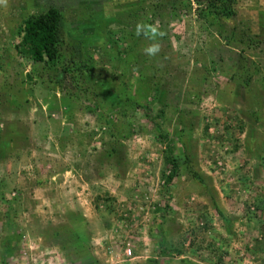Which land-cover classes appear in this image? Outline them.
<instances>
[{
    "label": "rangeland",
    "instance_id": "rangeland-1",
    "mask_svg": "<svg viewBox=\"0 0 264 264\" xmlns=\"http://www.w3.org/2000/svg\"><path fill=\"white\" fill-rule=\"evenodd\" d=\"M197 1L0 0V257L7 250V264H55L53 250L68 264L40 232L65 224L69 212L90 223L97 264H140L142 251L151 253L150 264L155 251L190 264H264V205L255 208L264 199L263 45L247 50L239 39L220 42L218 28L198 18ZM236 4V17L218 25L257 32L264 0ZM49 6L63 13L69 75L16 51L24 20ZM147 19L162 33L156 56L144 53L153 41L135 31ZM111 32L114 40H129L137 63L124 67L112 46L100 49ZM143 58L152 65L147 73L161 68L164 98L149 113L162 132L140 111L138 134L115 146L126 163L121 172L100 158L114 141L100 104H109L104 88L112 89L111 81L140 75ZM245 61L246 76L252 75L247 86ZM71 98L78 105L68 114L62 104ZM168 142L175 155L189 156L188 167L204 181L181 168L166 184ZM119 172L127 173L122 179ZM44 177L46 190L39 188ZM17 238L18 247L9 249L6 243ZM128 249L132 257L125 256Z\"/></svg>",
    "mask_w": 264,
    "mask_h": 264
},
{
    "label": "trees",
    "instance_id": "trees-1",
    "mask_svg": "<svg viewBox=\"0 0 264 264\" xmlns=\"http://www.w3.org/2000/svg\"><path fill=\"white\" fill-rule=\"evenodd\" d=\"M236 1L237 0H199L197 1V16L204 24L218 28L220 38L224 40V42H220L230 45L232 40L239 39V45H246L245 47L247 50H249V48L261 50L260 46L263 45L262 50L264 51V25H262L260 29L258 28L257 32L242 31L241 33L237 32L236 29L230 31L224 29V26L218 25L219 22H230L236 17ZM261 14L264 15V13ZM108 21L110 20L106 22ZM147 23H150L149 19H147ZM105 27H107V24ZM62 29L63 13L58 6H49L44 11L30 16L28 19L24 20L19 28L20 42L16 46L18 55L35 64L46 65L51 69H64L65 75L71 74L72 70L68 68L70 67L68 64L66 65V57L61 51V46L64 42L61 37ZM115 36L114 33H109L106 44L100 47V49L105 53L109 52V48L112 46L114 48L113 52L118 54L116 60L122 62L121 65L124 67H126L128 62L137 63L140 57L138 56V58H135L129 55L132 49L129 40L123 38L114 40ZM90 41L94 44V40L91 39ZM119 43L123 45L121 46ZM126 55L128 56L127 60H122V57ZM143 61L145 69L140 70V75L133 74L129 81H121L115 86L114 82L111 81L113 88H104L107 91L104 92V94L106 98H109V104L104 105L99 103L102 114L100 117H102L101 120L107 128V132L105 127H103V131H105L110 138L114 139L113 142H109L112 146L108 150L102 151L103 153L100 155V158L101 160H112L113 166L116 169H119L122 165H126V163H124V157L120 155L119 150L115 146H121L120 141L122 139H129L138 134L135 122L137 114L140 111L145 113V117L153 121V123H156V130L162 132V126L158 125L149 113L150 108L156 106V103L164 98L163 85L161 84L162 79L158 77L161 68L155 67L157 69L151 73H147L146 71H148L152 65L150 67L147 66L149 61L148 58H143ZM71 63L73 62L71 61ZM249 64L250 63L245 61L240 66V69L245 75L243 78V86H247L252 78V75L246 76V73L249 72ZM247 65L248 68L246 69ZM251 65L255 67L254 62H252ZM245 69L246 71H244ZM62 105L65 106L66 110H69L67 113L70 114L76 108L78 102L71 98V101L64 102ZM113 118H115V122ZM164 118L165 112L161 111L159 120H164ZM164 140L167 141L168 138L164 137ZM168 143L164 153V161L166 165L168 164L171 167V173L166 180V184L170 185L174 179L177 178L181 168L192 171V176L195 180L204 181L198 171L188 167V165H190L189 156H185L184 151H182L180 156L175 155L172 144H170V142ZM120 169L121 172H123L122 168ZM121 172L117 174V177L123 179L127 172L124 174ZM263 205L264 199H259L255 208L259 210ZM68 219L69 220L65 224L44 228L40 232V237L42 239L44 238L47 245L57 249L59 248L62 255L65 253L64 257H66L68 264H97L93 255L94 249L89 241L90 233L87 229L88 221L81 213L75 212H69ZM107 228H110V225L107 226ZM6 244L9 245V249L12 248V250H14L18 247L20 242L17 238L12 240L11 244ZM6 251L7 250H5L4 255L0 257V264H7L5 257ZM86 259L87 261H85Z\"/></svg>",
    "mask_w": 264,
    "mask_h": 264
},
{
    "label": "crops",
    "instance_id": "crops-1",
    "mask_svg": "<svg viewBox=\"0 0 264 264\" xmlns=\"http://www.w3.org/2000/svg\"><path fill=\"white\" fill-rule=\"evenodd\" d=\"M66 174H69V173L67 172ZM50 177L52 178V180L54 179V176H50ZM49 180H50L49 177L42 178L41 179V184L42 185H40L41 187H39V188L46 190L47 187H48V184H49L48 183ZM53 189H54V187H53ZM55 207L57 208V206L54 205L53 208H55ZM44 211L46 212L45 208H44ZM53 251L57 254V256H55L53 258L55 260V261L53 260V263L55 262V264H60V254H59V252L57 250H53ZM54 252H51V253H54ZM142 254H147V255H146V258H145L144 262H139V263L140 264H150L149 261H148V257H149V255L151 253H149L148 251H142ZM151 257H149V258L152 259ZM154 257H155L154 259L156 261V262H154V264H173V262H175L177 264H190L191 263V262H184V260H182V258H175V257H171L169 255L164 256V255H162L161 252H158V251H155ZM138 259L140 260L141 258L139 257ZM134 263L135 262H132V264H134Z\"/></svg>",
    "mask_w": 264,
    "mask_h": 264
},
{
    "label": "clouds",
    "instance_id": "clouds-1",
    "mask_svg": "<svg viewBox=\"0 0 264 264\" xmlns=\"http://www.w3.org/2000/svg\"><path fill=\"white\" fill-rule=\"evenodd\" d=\"M135 31H136L137 36L144 35L146 38H149L153 41V43H151L150 45L145 47L144 53L148 56H156L160 51V45L156 41H157L158 37L162 35V33H160L157 25L138 23L136 25ZM87 229L90 230V223H88ZM125 256L128 257L127 255H125ZM132 256H133V253L130 257H132Z\"/></svg>",
    "mask_w": 264,
    "mask_h": 264
},
{
    "label": "built area",
    "instance_id": "built-area-1",
    "mask_svg": "<svg viewBox=\"0 0 264 264\" xmlns=\"http://www.w3.org/2000/svg\"><path fill=\"white\" fill-rule=\"evenodd\" d=\"M126 255H127L128 257H130V256L132 255V251H131L130 249H128V250L126 251Z\"/></svg>",
    "mask_w": 264,
    "mask_h": 264
}]
</instances>
